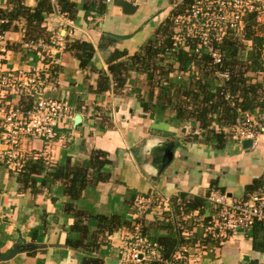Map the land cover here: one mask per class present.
<instances>
[{"label":"crops","instance_id":"obj_1","mask_svg":"<svg viewBox=\"0 0 264 264\" xmlns=\"http://www.w3.org/2000/svg\"><path fill=\"white\" fill-rule=\"evenodd\" d=\"M127 1L135 7L131 14L100 0H23L22 5L32 11L40 3L42 9L49 8L42 13L40 30L17 19L4 31L0 42L3 70L32 68L36 55L21 45L25 36L32 39L46 30L60 32L67 46L89 43L94 53L90 63L81 67L72 51L54 52L52 88L46 96L67 102L73 118L57 130L50 144L24 142L26 165L40 160L44 162L42 172L32 175L33 182H26L21 174L0 164V257L17 246L26 249L0 264H121L122 242L138 221L143 234L157 243L161 238H176L178 223L185 221L188 231H193L186 241L195 248L191 264H264L263 225L231 235L223 245L203 236L213 212L206 200L211 191L235 201L264 185V121L252 148L245 150L241 142L228 139L223 148H216V140L204 142V133L195 122H179L169 111H145L143 103L151 90L140 54L149 41L158 40L160 45L169 34L172 40L170 18L175 0ZM15 7L13 2H0L5 14ZM56 9L63 16H51ZM2 18L0 25L7 24L8 19ZM162 56L171 60L168 50ZM120 77L126 78L122 87L117 82ZM157 94L155 90L153 102ZM196 134L199 141L193 139ZM166 140L176 143L174 159L154 181L152 148ZM97 151L105 154L101 160L108 164L101 171L91 170L79 199L69 193L70 180L46 181L48 174L66 165L71 170L91 166ZM100 173L105 177L95 181ZM152 195L172 202L153 204L138 220L135 197ZM176 197L189 202L201 199L203 204L187 215L189 209L182 215L185 208L179 204L180 216H175Z\"/></svg>","mask_w":264,"mask_h":264},{"label":"built area","instance_id":"obj_2","mask_svg":"<svg viewBox=\"0 0 264 264\" xmlns=\"http://www.w3.org/2000/svg\"><path fill=\"white\" fill-rule=\"evenodd\" d=\"M15 1L17 0H0L1 4L7 5ZM100 1L109 5L118 0ZM173 8L175 12L170 23L174 42L168 55L173 58L181 49L197 57L207 54L216 67L213 76L221 82L229 79L230 72L217 68L225 61L217 44L224 40H244L251 19L257 30L264 28V0H175ZM54 15L63 16L58 9L51 16ZM23 33L26 35V30ZM4 34L5 32L0 33V42L4 39ZM33 37L28 39L25 36L26 40L21 45L36 55L37 60L32 68L3 70V60L0 58V164L16 174H20L27 164L25 151H22L24 142L30 140L50 144L56 138L57 130L73 118L67 102L46 96L52 88V68L56 65L54 52L65 51L67 44L60 32L46 30ZM244 44L246 47L241 57H246L252 48L250 41ZM194 69L192 66V70ZM261 121H264V115L259 110L254 114L240 113L236 122L225 129L227 139L236 142L252 140L254 145ZM175 199L182 202L181 197ZM206 200L213 212L204 227L203 236L218 245H223L231 235L251 229L255 225L264 226V185L242 200L233 201L225 193L216 191H211ZM161 201L167 205L172 202L168 197L161 198L160 195L135 197L134 207L138 220L153 204ZM184 208L186 209L185 206ZM185 209L182 215L187 211ZM190 212L191 209L186 215ZM186 215L185 218L188 217ZM177 227L184 242L189 241L193 231H188L185 221L178 223ZM192 247L187 243L180 245L171 260L165 261L159 244L150 241L143 234L141 221H138L134 232L122 242L121 264H191L194 254Z\"/></svg>","mask_w":264,"mask_h":264},{"label":"trees","instance_id":"obj_3","mask_svg":"<svg viewBox=\"0 0 264 264\" xmlns=\"http://www.w3.org/2000/svg\"><path fill=\"white\" fill-rule=\"evenodd\" d=\"M42 3L33 11L22 5L21 0L14 2L16 7L10 13L5 14L0 9V19L2 17L8 19L7 24L0 25V32L10 29L9 23L17 19H25L30 28L36 29L35 31L40 30L39 27L44 19L42 13L49 10V8L42 9ZM167 30L168 28L164 34L168 33ZM167 37L160 45L158 40L149 41L140 54L142 63L148 70L151 90L148 101L143 103L144 110L151 111L152 114L169 111L168 113L179 122H195L199 131L204 133L205 143L216 140V148H223L227 140L225 129L236 122L240 113L254 114L257 110L264 111V28L257 30L251 19L244 40H224L217 44V48L225 57L223 64L217 68L230 72L229 79L224 82L215 80L213 71L216 67L207 54L197 57L181 49L171 60L166 61L162 55L172 48L170 34ZM246 41L252 43V48L247 52L246 57H241ZM66 50L75 54L81 62V67H86L90 63L94 53V47L86 42L68 45ZM192 66L195 67L194 70ZM177 72L187 77L188 82L182 85L173 83L171 75ZM125 81V77L117 78L118 86L122 87ZM155 90H158V94L156 102H153ZM214 125H218L219 129L215 130ZM197 135L193 139L199 141ZM104 155L101 151H97L93 154L91 166L71 170L66 165L55 173L48 174L46 181L54 182L59 178L70 180L69 193L74 200L79 199L85 188V178L88 180L92 176L91 170L101 171V167L108 164L106 160H101ZM43 163L39 160L31 166L25 165L20 173L21 177L26 178V182H33L32 175H39L42 172ZM103 177L105 176L100 173L97 178L94 177V180L99 181ZM181 198L183 201L180 203L177 199L173 200L174 215L180 216L179 204L186 206L187 210L198 208L203 204L201 199L189 202L184 197ZM158 243L163 259L167 261L171 260L175 251L186 242L178 234L176 238H161Z\"/></svg>","mask_w":264,"mask_h":264},{"label":"water","instance_id":"obj_4","mask_svg":"<svg viewBox=\"0 0 264 264\" xmlns=\"http://www.w3.org/2000/svg\"><path fill=\"white\" fill-rule=\"evenodd\" d=\"M114 5L117 7H120L123 9V12L125 14H131L135 7L128 2L127 0H118L114 2ZM79 121V117L76 118V121ZM242 147L246 149H250L253 146L252 140H243L241 141ZM176 149V143L173 140H166L161 143H157L153 146V156H152V173L153 177L152 179L154 181H158L159 177L165 172V170L170 166L174 159V153ZM26 251L25 247L21 248L20 246H17L10 254L4 257H0L1 261H8L10 259H13L16 255L23 253ZM246 262L248 261V258L245 259Z\"/></svg>","mask_w":264,"mask_h":264},{"label":"rangeland","instance_id":"obj_5","mask_svg":"<svg viewBox=\"0 0 264 264\" xmlns=\"http://www.w3.org/2000/svg\"><path fill=\"white\" fill-rule=\"evenodd\" d=\"M173 42L174 41H172V44H173ZM183 78L184 77L183 76L181 77V75L178 72L177 73H172V75H171L172 82L175 83V84H178V85L184 84Z\"/></svg>","mask_w":264,"mask_h":264}]
</instances>
